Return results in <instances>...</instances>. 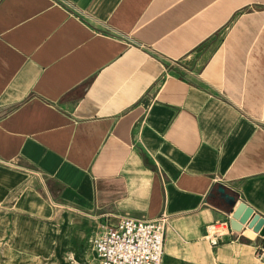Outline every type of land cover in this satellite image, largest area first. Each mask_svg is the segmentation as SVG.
I'll return each mask as SVG.
<instances>
[{
	"label": "crops",
	"instance_id": "crops-1",
	"mask_svg": "<svg viewBox=\"0 0 264 264\" xmlns=\"http://www.w3.org/2000/svg\"><path fill=\"white\" fill-rule=\"evenodd\" d=\"M218 187L264 218V0H0L4 227L85 264L104 224L163 214L162 264H264L246 225L204 238Z\"/></svg>",
	"mask_w": 264,
	"mask_h": 264
},
{
	"label": "built area",
	"instance_id": "built-area-1",
	"mask_svg": "<svg viewBox=\"0 0 264 264\" xmlns=\"http://www.w3.org/2000/svg\"><path fill=\"white\" fill-rule=\"evenodd\" d=\"M170 63L187 72L178 61ZM165 221L161 214L152 220L122 217L115 224H104L90 240L92 255L85 264H162ZM229 229L228 219L215 222L205 229L204 238L216 245ZM255 257L264 258V246ZM68 262L77 264L74 258Z\"/></svg>",
	"mask_w": 264,
	"mask_h": 264
},
{
	"label": "rangeland",
	"instance_id": "rangeland-1",
	"mask_svg": "<svg viewBox=\"0 0 264 264\" xmlns=\"http://www.w3.org/2000/svg\"><path fill=\"white\" fill-rule=\"evenodd\" d=\"M7 223L11 226L0 223V264H70L65 258L56 257L57 242L53 243V239L61 233L58 227L40 221L23 225L12 219Z\"/></svg>",
	"mask_w": 264,
	"mask_h": 264
},
{
	"label": "water",
	"instance_id": "water-1",
	"mask_svg": "<svg viewBox=\"0 0 264 264\" xmlns=\"http://www.w3.org/2000/svg\"><path fill=\"white\" fill-rule=\"evenodd\" d=\"M217 192L230 205L231 212L228 221L231 229L239 231L246 225L260 235H264L263 217L253 212L244 202L236 200L233 195L226 193L223 187H218Z\"/></svg>",
	"mask_w": 264,
	"mask_h": 264
},
{
	"label": "flooded vegetation",
	"instance_id": "flooded-vegetation-1",
	"mask_svg": "<svg viewBox=\"0 0 264 264\" xmlns=\"http://www.w3.org/2000/svg\"><path fill=\"white\" fill-rule=\"evenodd\" d=\"M185 65V64H184Z\"/></svg>",
	"mask_w": 264,
	"mask_h": 264
}]
</instances>
